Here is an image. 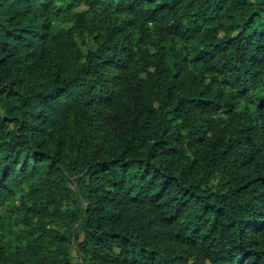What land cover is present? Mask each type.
Segmentation results:
<instances>
[{
    "label": "trees",
    "instance_id": "obj_1",
    "mask_svg": "<svg viewBox=\"0 0 264 264\" xmlns=\"http://www.w3.org/2000/svg\"><path fill=\"white\" fill-rule=\"evenodd\" d=\"M0 264H264V0H0Z\"/></svg>",
    "mask_w": 264,
    "mask_h": 264
}]
</instances>
